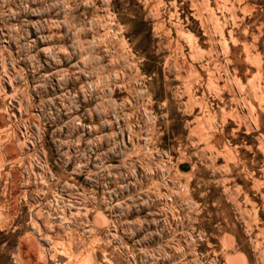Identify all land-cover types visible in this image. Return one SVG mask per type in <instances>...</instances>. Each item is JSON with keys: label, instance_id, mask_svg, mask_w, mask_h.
Listing matches in <instances>:
<instances>
[{"label": "rangeland", "instance_id": "374dc122", "mask_svg": "<svg viewBox=\"0 0 264 264\" xmlns=\"http://www.w3.org/2000/svg\"><path fill=\"white\" fill-rule=\"evenodd\" d=\"M0 264H264V0H0Z\"/></svg>", "mask_w": 264, "mask_h": 264}]
</instances>
